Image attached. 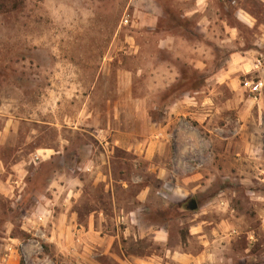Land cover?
<instances>
[{
  "label": "rangeland",
  "instance_id": "rangeland-1",
  "mask_svg": "<svg viewBox=\"0 0 264 264\" xmlns=\"http://www.w3.org/2000/svg\"><path fill=\"white\" fill-rule=\"evenodd\" d=\"M260 27V0H0V264H67L47 238L61 210L76 231L103 211L101 264L196 253L220 217L236 256L262 238L264 88L244 86L264 81Z\"/></svg>",
  "mask_w": 264,
  "mask_h": 264
},
{
  "label": "crops",
  "instance_id": "crops-1",
  "mask_svg": "<svg viewBox=\"0 0 264 264\" xmlns=\"http://www.w3.org/2000/svg\"><path fill=\"white\" fill-rule=\"evenodd\" d=\"M202 1L203 3L206 2L207 0H198ZM262 5H264V0H260ZM243 15V19L245 21H248L249 23H253L255 20V16L249 12L247 9H245ZM203 20H205L203 18ZM198 21V25L201 24V21ZM261 30L263 31V27H260ZM264 32V31H263ZM261 32V33H263ZM264 34V33H263ZM234 54V51H233ZM154 76L153 78H155ZM122 100V98L120 99ZM158 133V132H157ZM157 133H152L150 137H148L147 141V146H155L158 145L157 143L159 141L156 140L159 135H163L162 132L160 134ZM108 143V142H107ZM91 161H93L91 159ZM97 164V163H95ZM18 166V165H16ZM62 184V183H61ZM67 184H63V187H66ZM71 185H74V188ZM76 181H69L68 182V191H67V196L69 199L72 201L76 200L77 197H80V192L81 189H79L77 186ZM59 191V188H58ZM150 191V187L146 185L142 191H141V197L142 198H147L148 197V192ZM140 197V198H141ZM70 208V207H69ZM70 210V209H69ZM131 213V212H129ZM73 216L74 213H71ZM103 215V211L100 209H94L89 213L88 217V222L87 225H80L79 230H82L85 232V237H84V248H85V255L83 256L82 260H79L80 256H77L76 253V247H80V244H78V241L80 240L77 238L76 240V229H78V226L76 223H73L72 220L74 217H70V212H64L61 210L58 212V220L56 223H53L52 228V235L47 236L48 239H50L52 242L55 243V249H57L60 252H63L65 250H70V248L74 249L75 253L71 258L68 259L67 264H101L98 261H96V249H99L98 251H102V246L103 250L105 253L109 251V247H107V244H104L105 241V234H103V226H102V218H100ZM69 219H72L71 221ZM231 221V220H230ZM227 221L224 218H217L214 221L208 222V224H199L201 226H204V230L201 232L197 233V238L200 243V249L197 250L196 253H193V251L189 250V247L184 249H165L164 255L160 254H151L145 257L138 256V255H132L129 257H117L118 263L119 264H163V261L165 260L166 264H172V262H169L168 259H173L176 261V263L180 264H254L256 262L255 260H252L253 252L251 251L252 244H256L260 246H264V211L262 213V222L259 227L260 235H262V238L254 237L252 233H250L248 237V242L245 243L243 246V251L242 253L238 254L237 256L234 254L235 253V248L233 245V240H231V235L232 232L235 231L233 227V221ZM204 223V221H202ZM134 227V226H133ZM127 231H132L131 225L128 224V226L125 228ZM74 230V231H73ZM164 229H160L159 234L157 236L154 235V240H159L161 242L165 241L164 240ZM117 232H120V230H116ZM124 232V233H127ZM134 231H136L134 227ZM132 231V232H134ZM227 231H231L228 233ZM81 232V231H80ZM163 232V235H162ZM119 234L117 233L113 239H117ZM98 245L101 247L98 248ZM240 248V247H239ZM237 249V248H236ZM240 251V250H239ZM260 251V250H259ZM168 253V254H167ZM169 257V258H168ZM172 260V261H173ZM249 262H247V261ZM39 261L42 263L44 260L39 258ZM178 261V262H177ZM52 264H60L58 261H55L51 259L50 261ZM46 264H50L47 262ZM259 264H263L260 262Z\"/></svg>",
  "mask_w": 264,
  "mask_h": 264
},
{
  "label": "built area",
  "instance_id": "built-area-1",
  "mask_svg": "<svg viewBox=\"0 0 264 264\" xmlns=\"http://www.w3.org/2000/svg\"><path fill=\"white\" fill-rule=\"evenodd\" d=\"M128 19L125 20L127 22ZM261 65V62H257L255 67L258 68ZM244 86L254 94L261 93L263 88H264V81L261 79H253V80H248L246 79L244 81Z\"/></svg>",
  "mask_w": 264,
  "mask_h": 264
},
{
  "label": "water",
  "instance_id": "water-1",
  "mask_svg": "<svg viewBox=\"0 0 264 264\" xmlns=\"http://www.w3.org/2000/svg\"><path fill=\"white\" fill-rule=\"evenodd\" d=\"M190 209L191 210H195L196 208H197V202H196V200L195 199H192L191 201H190Z\"/></svg>",
  "mask_w": 264,
  "mask_h": 264
}]
</instances>
